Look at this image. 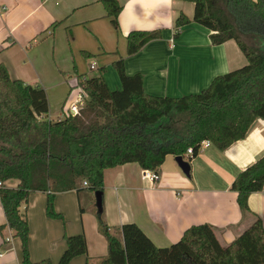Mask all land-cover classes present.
<instances>
[{"label":"trees","instance_id":"obj_1","mask_svg":"<svg viewBox=\"0 0 264 264\" xmlns=\"http://www.w3.org/2000/svg\"><path fill=\"white\" fill-rule=\"evenodd\" d=\"M100 1L119 31L123 6L118 0ZM177 1L192 3L195 10L193 18L180 13L175 39L185 26L199 22L213 28V45L234 40L248 62L216 77L199 94L149 95L143 76H128L121 58L113 66L122 90L109 88L106 68L96 78L79 76L72 90L83 89L84 108L79 115L67 111L63 119L52 121L45 89L12 79L7 67L0 65V200L7 220L0 231L9 228L21 240V264H53L30 258V226L21 207L33 193L47 194L48 218L63 219L55 209L59 193L85 189L103 196L105 171L129 163L161 176L168 155L185 156L193 148L191 162L203 141L225 151L245 139L257 120H264V0ZM248 37L257 39L259 46H250ZM161 38L162 30L132 31L127 55L133 57ZM11 180L19 182L17 188L7 187ZM231 190L238 194L243 216L256 220L229 246L220 244L213 226L202 224L187 229L170 247L158 248L137 224L112 229L103 211L97 218L108 253L98 264H264V226L248 204L251 194L264 190V155L237 176ZM64 240L66 250L58 264L88 255L83 234L65 235Z\"/></svg>","mask_w":264,"mask_h":264},{"label":"crops","instance_id":"obj_2","mask_svg":"<svg viewBox=\"0 0 264 264\" xmlns=\"http://www.w3.org/2000/svg\"><path fill=\"white\" fill-rule=\"evenodd\" d=\"M118 1L123 6L119 31L100 0H0V65L7 67L12 79L45 89L50 120H61L67 112L64 105L59 108L66 84L71 89L80 76L72 62L83 60L81 52L92 57L90 72L98 70V63L107 69L104 76L112 91L123 89L113 66L123 58L128 76H143L147 94L170 98L199 94L216 77L247 63L236 41L213 45V28L205 24L192 22L174 38L180 13L193 18L192 3ZM155 30H162L161 39L148 43L133 57L127 55L130 32ZM93 63L95 69H91ZM83 75L92 78L88 72ZM263 155L264 120L259 119L245 139L227 150L211 145L200 152L190 162V177L181 171L173 155L165 158L156 184L143 178L145 170L137 163L106 170L105 220L112 229L137 224L158 248L179 242L192 226L209 224L220 244L229 246L256 220L243 216L232 184ZM6 185L17 188L19 182L11 180ZM47 201V194L35 192L21 207L30 226L31 260L49 259L58 264L66 250L64 236L83 234L88 255L76 257L70 264H98L107 255L108 246L99 231L96 193L83 189L57 194L55 209L63 219L47 217ZM248 204L264 226V190L251 194ZM6 222L0 200V227ZM22 258L21 240L9 228L0 231V264H21Z\"/></svg>","mask_w":264,"mask_h":264},{"label":"rangeland","instance_id":"obj_3","mask_svg":"<svg viewBox=\"0 0 264 264\" xmlns=\"http://www.w3.org/2000/svg\"><path fill=\"white\" fill-rule=\"evenodd\" d=\"M246 41H247V43L250 46H253L254 48L259 46V43H258L257 39H255L253 37H248L246 39ZM81 56H83V60L79 61L78 64H77V61L72 62L73 63V70L79 72L78 75H80V76H85L83 74H87V72H88L89 77H92V78L100 76V69L105 68V67H103V65H100V63H98V70L90 72V64H91V62L89 63V61H90V59L92 57L91 58H87L86 54L83 53V52H81ZM247 63L245 62L244 64L247 65ZM245 65H243V66H245ZM106 71H107V69H106ZM72 80L73 79H71L70 81H72ZM77 82H79V78L77 79ZM66 85L67 86L65 88V95H64L65 98L63 97L64 99H63V101L61 103V108H59L61 110L62 106L64 105L65 106V112L70 110L71 105L74 103V101L78 97V90L77 89L72 90V88L70 89L68 84H66ZM51 100H53L52 97H51Z\"/></svg>","mask_w":264,"mask_h":264},{"label":"built area","instance_id":"obj_4","mask_svg":"<svg viewBox=\"0 0 264 264\" xmlns=\"http://www.w3.org/2000/svg\"><path fill=\"white\" fill-rule=\"evenodd\" d=\"M96 64L93 63L91 69H95ZM86 102V94L84 93L83 89L81 87L78 88V97L74 101V103L71 105L69 113L73 115H79L81 110L84 108ZM212 144L209 141H203L198 149V153L204 151L206 148L210 147ZM194 155L193 148H189L186 155L183 156L187 161L190 160ZM143 178L149 180L153 184H156L160 180V176L157 172L152 170H145L143 171ZM1 186V184H0ZM84 187H88V184L85 182L83 184Z\"/></svg>","mask_w":264,"mask_h":264},{"label":"water","instance_id":"obj_5","mask_svg":"<svg viewBox=\"0 0 264 264\" xmlns=\"http://www.w3.org/2000/svg\"><path fill=\"white\" fill-rule=\"evenodd\" d=\"M179 168L181 171L187 176H191V164L189 161H187L183 156H177L175 158ZM96 207L98 210V213L103 212V196L102 193H96Z\"/></svg>","mask_w":264,"mask_h":264}]
</instances>
